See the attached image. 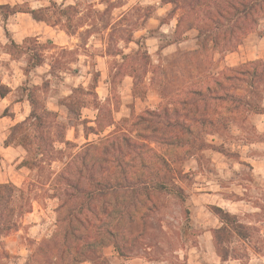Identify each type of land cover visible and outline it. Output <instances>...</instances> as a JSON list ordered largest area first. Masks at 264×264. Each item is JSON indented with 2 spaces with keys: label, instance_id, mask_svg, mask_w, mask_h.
Returning <instances> with one entry per match:
<instances>
[{
  "label": "trees",
  "instance_id": "obj_1",
  "mask_svg": "<svg viewBox=\"0 0 264 264\" xmlns=\"http://www.w3.org/2000/svg\"><path fill=\"white\" fill-rule=\"evenodd\" d=\"M102 1L115 6L110 0ZM160 2L174 7L171 18L178 12L179 15L174 35L159 51L181 42L192 30L198 33L197 50L170 61L167 64L172 67L170 71L158 67L161 97L165 101L160 110H147L135 116L128 130L120 129L114 119L120 106L118 80L137 73V60L151 68L148 53L142 52L141 40L159 36L154 30H148L147 35L134 41L135 33L145 30L144 21L151 15L130 30L129 25L124 26V42L137 44L138 50L130 54L117 51L113 55L120 60L113 61L109 73L110 95L104 103L96 93L98 71L88 88H73L70 95L59 100V106L83 126L86 140L94 135L98 137L97 142L86 143L76 151L78 145L66 139L67 126L57 113L47 109L35 90L24 92L31 113L10 129L5 146L23 148L27 155L18 168H26L31 174L37 171L36 180L42 190L50 199L58 200L55 233L31 251L25 264H111L112 258L127 261L139 243L152 240L156 230L154 219L163 206L162 196L185 205L186 195L181 185L187 176L185 163L205 151L229 156L223 147L208 139H221L249 116L264 115V60L218 71L212 58L216 51L220 54L236 51L264 20V0ZM5 9L10 6L0 5V15L5 20L26 13L38 23L61 25L69 36L83 27L77 22V5H58L51 1L49 7L35 10L13 9L7 13L3 12ZM125 19L126 14L112 24L107 23L104 30L122 27ZM8 39L12 57H28L27 76L42 66L45 53L36 38L28 37L22 45ZM56 64V61L52 63V73ZM176 66H182L184 71L175 72L172 77L177 80L170 79L169 72ZM11 92L0 80V98H6ZM136 92L137 77L134 76V94ZM89 106L97 112L95 126H89L91 121L82 120V111ZM113 127V131L102 137ZM54 164L60 165L58 171L54 170ZM34 182L28 178L21 187L13 183L0 184V238L14 232L18 219L32 211ZM184 214L189 222L187 209ZM214 214L221 223L213 232L214 247L221 259L228 261L230 245L235 240L249 241L250 227L222 208L214 207ZM111 247L117 253L115 257L105 253ZM145 247L148 249L151 245Z\"/></svg>",
  "mask_w": 264,
  "mask_h": 264
},
{
  "label": "rangeland",
  "instance_id": "obj_2",
  "mask_svg": "<svg viewBox=\"0 0 264 264\" xmlns=\"http://www.w3.org/2000/svg\"><path fill=\"white\" fill-rule=\"evenodd\" d=\"M58 5H77L79 28L73 37H69L61 25L51 26L35 22L30 15L18 14L5 21L0 15V80L12 90L5 100H0V146L10 134V123L17 117L21 122L30 111L26 101V89L35 90L47 109L57 113L59 120L67 126L66 139L78 145L76 151L86 143H95L98 137L91 135L84 138V128L75 117L59 106V100L71 94L74 87L88 88L94 79L95 71L99 72V83L96 93L104 103L110 95L109 73L117 51L130 54L138 50L135 43H125V25L132 29L135 24L141 25L144 17L145 29H155L160 40L146 41L142 52H147L151 60L150 66L137 60V73L118 80L117 94L120 97L119 110L114 113L116 125L120 129L129 128V122L147 110L158 111L165 101L161 97V74L159 66L172 67L167 64L183 53L197 50V31H191L181 47L159 51L165 45L175 27V19L171 20L172 5H162L160 0H110L115 6H108L102 0H52ZM0 5L10 6L3 12L13 9H39L50 6V0H1ZM126 19L122 27L104 30L105 25L114 23L122 15ZM179 15V12L176 14ZM159 32L156 27L161 26ZM7 33L5 32V28ZM148 31V30H147ZM142 30L134 35V41L147 35ZM112 35V37H110ZM9 38L21 43L26 37L36 38L45 53V64L34 70L29 76L25 74L28 57L25 55L12 57L9 54ZM215 68L221 71L227 67L239 66L248 62L264 60V20H261L253 32L232 53H212ZM56 61L52 73V63ZM157 71L154 73V71ZM183 67H173L175 72H183ZM149 72V73H148ZM154 73V74H153ZM134 76L137 77V92L134 94ZM177 80V79H175ZM97 112L92 106L82 111V120L91 121L95 126ZM6 120L1 121L2 118ZM115 128L109 129L106 136ZM209 142L223 147L229 156H217L213 151L199 153L189 159L184 166L187 174L181 183L186 202L182 206L172 198H160L162 209L154 217L152 240L141 242L134 254L128 258L130 264H264V117L249 116L245 122L233 126L231 131L218 137L209 138ZM17 146H11L16 148ZM21 152H24L21 149ZM25 155V156H24ZM24 155L14 151L7 154L8 160L0 163V181L21 185L24 179L34 184L31 186L33 199L32 211L18 219L17 229L8 236L0 238V264H25L31 251L49 239L56 231V209L58 200L50 199L37 183L34 173L24 174L18 170V160ZM220 157L218 161L217 158ZM60 169L59 164L53 165ZM192 169H195L194 171ZM19 187V186H17ZM52 194V193H51ZM50 194V195H51ZM214 207H219L237 215L244 225L250 227L249 241L235 240L230 245L231 259L223 261L214 247V230L221 223L214 214ZM185 209L190 213L186 222ZM163 232V233H162ZM207 233V234H206ZM151 245L146 248L145 245ZM105 253L117 255L113 247ZM113 254V255H112ZM127 260V261H128ZM126 261L111 259V264H125ZM89 264V263H86Z\"/></svg>",
  "mask_w": 264,
  "mask_h": 264
},
{
  "label": "crops",
  "instance_id": "obj_3",
  "mask_svg": "<svg viewBox=\"0 0 264 264\" xmlns=\"http://www.w3.org/2000/svg\"><path fill=\"white\" fill-rule=\"evenodd\" d=\"M1 1V0H0ZM7 1V0H6ZM52 0H50V2H51ZM55 2V1H54ZM62 4H65V2H63ZM61 5V4H60ZM65 6H68V5H66L65 4ZM45 6H42L41 8H44ZM49 7V6H48ZM18 14H26V13H18ZM18 14H16V15H18ZM16 15H14V16H16ZM26 15H30V14H26ZM31 16V15H30ZM175 19V21H176V23H175V27H174V29H173V31L171 32V35L170 36H173L174 35V33H175V30H176V26H177V22H178V16L177 15H175L173 18H171V20L170 21H172V20H174ZM8 20V19H7ZM7 20H5V21H7ZM36 22V21H35ZM38 23V22H37ZM42 24H44V25H47V24H45V23H42ZM162 27H164L163 25H161V26H158V27H156L157 29H158V31L159 32H163V34H165L164 33V31H162L163 29H162ZM5 29V32H6V27L4 28ZM64 30V29H63ZM147 30H153V29H145V31H147ZM155 30V29H154ZM192 31H195V30H192ZM191 32V31H190ZM190 32H188V33H186L185 35H184V37H183V40L181 41V42H179V43H176V44H171L170 46H167V47H165L163 50H165V49H174L175 51L177 50V48H179V47H181L182 46V44H184L185 43V38L187 37V35L190 33ZM66 33V32H65ZM67 34V33H66ZM68 35V34H67ZM69 36V35H68ZM69 37H73V36H69ZM26 38H28V37H26ZM25 38V39H26ZM24 39V40H25ZM14 42H15V40L14 39H12ZM23 40V41H24ZM152 40H160V37H155V38H148V39H146V41H152ZM23 41L21 42V43H17V42H15L16 44H18V45H22L23 44ZM162 50V51H163ZM193 51H195V50H193ZM45 61V60H44ZM45 64V62L42 64V66ZM232 67H234L233 65H232ZM40 68V67H39ZM38 69V68H37ZM52 71V70H51ZM74 88H76V87H74ZM12 93V92H11ZM11 93L6 97V98H4V99H2V98H0V100L1 101H5L10 95H11ZM26 101H27V99H26ZM28 102V101H27ZM29 103V102H28ZM30 105V104H29ZM31 108V107H30ZM30 113H31V111H30ZM30 113H29V115H30ZM29 115L25 118V119H23V121H25L28 117H29ZM259 116H261V117H264V115H259ZM4 120H6V118L4 117V118H2L1 119V121H3L4 122ZM23 121H21V122H23ZM21 122H18L17 121V117L15 116V118L12 120V123H10V129L13 127V126H15L16 124H18V123H21ZM85 138V137H84ZM86 139V138H85ZM21 149H23V148H21V147H16V148H11V146H9V147H6V146H0V156L2 157V161H1V163H5V161L6 160H8V156H7V154L8 153H10V151H14L15 153H17L18 155H24L25 154V151L24 152H21ZM215 155H217V156H220V154H215ZM25 156V155H24ZM24 160V157H22V158H20L19 160H18V164L20 165V163L22 162ZM217 160L219 161L220 160V157H218L217 158ZM18 165V166H19ZM18 168V167H17ZM18 170L20 171V172H23L24 174H29V172L27 171V169L26 168H22V169H19L18 168ZM193 171L195 170V169H192ZM1 171V170H0ZM0 176H1V172H0ZM25 180V179H24ZM23 180V181H24ZM7 183H9V182H7ZM0 184H4V182H2V181H0ZM22 184H23V182L21 183V185H17V184H14V185H16V186H19V187H21L22 186ZM207 234V233H206ZM113 255V254H112ZM114 256V255H113ZM132 261H130V260H128V261H126L125 262V264H130Z\"/></svg>",
  "mask_w": 264,
  "mask_h": 264
}]
</instances>
